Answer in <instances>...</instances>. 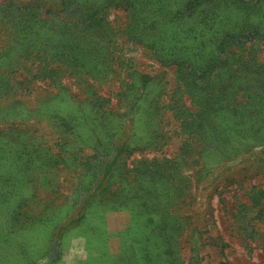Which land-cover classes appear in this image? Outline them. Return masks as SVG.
<instances>
[{
  "label": "rangeland",
  "instance_id": "obj_1",
  "mask_svg": "<svg viewBox=\"0 0 264 264\" xmlns=\"http://www.w3.org/2000/svg\"><path fill=\"white\" fill-rule=\"evenodd\" d=\"M248 1L0 0V264H264V115L201 112Z\"/></svg>",
  "mask_w": 264,
  "mask_h": 264
},
{
  "label": "trees",
  "instance_id": "obj_2",
  "mask_svg": "<svg viewBox=\"0 0 264 264\" xmlns=\"http://www.w3.org/2000/svg\"><path fill=\"white\" fill-rule=\"evenodd\" d=\"M241 3V7L244 9H248L250 7H252L253 5H251V3L248 0H239ZM248 1V2H246ZM257 26V24H256ZM243 29L240 31L243 34ZM264 33V32H262ZM246 36V33L244 34ZM236 37H238V33L236 32H230L228 33L225 38L227 39L226 42L224 41H219L218 45H217V51L218 53H216V57L223 63V66L221 68H216L217 66L213 64L210 65L209 61H205L208 63H204L201 62L200 64H202L200 66V68L202 69L203 73H210L211 75L213 73H215L216 75V79L213 80L211 83L208 84L212 85L214 88L212 89V93L213 95H215L217 97V102L215 103L214 100L212 101V104L210 103L209 98H206V101H203L202 103L210 105L209 108L207 107H201L202 110L201 112H203V110H206L204 112L205 118H204V127L206 128L205 131L207 132H214L216 131L213 127L212 124L218 123L219 121H221V116L223 113L224 115H235L236 113H239V115H242L244 113L247 112H251V113H255V116H263L264 115V73L261 72H257L256 70H251L248 67L245 68L246 71L245 74L240 75L241 76V84H243L242 86L244 87V90L240 96V98H238L236 92L231 93H227V91H225V86L228 85L227 84H222L224 86H218L219 83H224L223 80L220 82L219 80V76H221L225 71L227 72L229 69H232L233 72L237 71L238 68H236V66L231 65L230 63V58L234 57L236 55H239L237 60L239 59V61L241 63L244 62H249V63H253V64H259V62H251L248 59H245L243 56V53L237 52L235 50L232 49L233 44L236 41ZM217 43V42H216ZM245 43V42H244ZM250 47H252V45H250ZM249 47V48H250ZM216 48V47H215ZM245 48V47H244ZM221 53H223V55H225L224 57L221 55ZM242 54V55H241ZM166 62H170L173 61V63L177 64V65H183L186 62H180V61H185V60H179V58H176L175 56H170L167 59H164ZM215 63V59L213 61ZM261 64V63H260ZM264 65V63H263ZM208 67V68H206ZM214 68V69H213ZM193 69H195L197 71V68L193 67ZM217 69V70H215ZM215 70V71H214ZM243 70V71H245ZM253 72V73H252ZM250 73V74H248ZM257 75H256V74ZM255 74V75H254ZM238 78V77H237ZM204 83V81H203ZM207 84V83H205ZM207 86V87H208ZM258 86H260L261 90L259 88H257ZM253 88V89H252ZM209 90V89H208ZM219 90V91H218ZM211 93V94H212ZM216 101V99H215ZM210 111V113H209ZM262 126H260L259 124L255 125V128H261Z\"/></svg>",
  "mask_w": 264,
  "mask_h": 264
}]
</instances>
